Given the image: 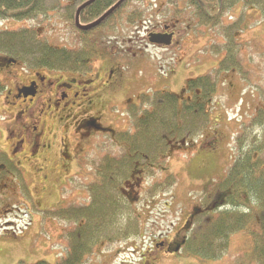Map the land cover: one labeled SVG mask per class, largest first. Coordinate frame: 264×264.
I'll return each mask as SVG.
<instances>
[{
    "label": "trees",
    "instance_id": "obj_1",
    "mask_svg": "<svg viewBox=\"0 0 264 264\" xmlns=\"http://www.w3.org/2000/svg\"><path fill=\"white\" fill-rule=\"evenodd\" d=\"M86 1L0 0V19H23L38 12H53L73 24L76 9ZM117 1H93L80 11V21H94ZM207 1L161 0L155 16L178 17L192 30L207 29L224 37L222 46L214 43L210 48L217 52L223 47L225 55L211 72L188 80L187 89L192 96L180 110L177 96L165 89L141 93L137 102L127 104L129 128L112 135L115 150L107 146L106 151H97L86 162L83 182L87 201L71 210L48 211L49 215L72 224L66 231V252L54 264H83L100 243L108 245L139 234L142 216L137 204L132 202L135 199L126 191L127 182L143 173L149 178V184L143 188L145 199H155L158 194L168 192L177 182L176 176L167 172L169 151L174 143L190 140L208 126L219 74L236 69L246 83L253 81L251 67L244 55H240L242 43L235 38L240 24L227 26L222 20L225 11L239 0H221L219 12L213 15L203 7ZM213 1L216 0H210V4ZM242 1L245 5L264 8V0ZM149 4L150 0H125L99 26L85 31L75 29L79 44L74 48L50 44L38 36L34 27L0 30V55L19 61L27 69L85 74L96 59L107 55L103 43L105 32L149 14ZM259 82L256 81L257 88L262 87ZM4 87L0 81V92ZM239 124L233 138L232 163L221 179L203 191L204 207L192 221L185 248L202 259L217 260L227 251L231 235L241 233L250 243L246 264H264V99ZM19 170L0 151V184L10 173L20 178Z\"/></svg>",
    "mask_w": 264,
    "mask_h": 264
},
{
    "label": "rangeland",
    "instance_id": "obj_2",
    "mask_svg": "<svg viewBox=\"0 0 264 264\" xmlns=\"http://www.w3.org/2000/svg\"><path fill=\"white\" fill-rule=\"evenodd\" d=\"M228 14L235 16V19H239L240 16L242 18V29L237 31L236 36L243 42L240 55H244L247 65L251 67L252 85L246 83L235 71H225L218 76V91L228 92L224 97L217 93L213 110H217L215 105L217 101L221 102L223 108L217 112L212 110L211 126L206 128L203 136L198 135L184 141L185 146H179L178 141L174 143L177 147L169 151L167 171L176 176V185L170 192L160 194L158 198L150 201L152 199H145L143 190L138 189H143L149 184V178L143 173L140 176H133L134 179L130 181V193L133 194L132 186L138 189V195L133 196L142 199L140 201L146 212L140 233L108 245L99 244L84 264H122L124 258L137 264V257L142 251L143 244L149 243L150 239L164 233L171 226L176 230L187 217L191 206L201 205L202 191L212 182L221 179L232 163L233 138L240 125L236 122L246 120L251 111L254 112L264 99V9L244 6L238 1ZM50 17L53 18L44 19L43 27V23L37 27L38 33L45 36L52 45L74 47L77 41L71 26L62 23L57 16ZM38 18L43 19L42 16ZM226 18L227 13L223 15V19ZM161 21L160 18L153 15L149 17L147 14L132 24L116 26L114 31L105 32L103 35L106 50L111 55L110 58L115 53L113 64L121 72L114 73L113 79L115 89L112 104L117 106L103 109L100 105L96 108L98 112L96 114L104 116V127L107 130L102 132L93 130L88 135V129L81 128L78 132L75 125L70 127L73 124L71 123L67 125L65 132L72 129L73 139L63 135L62 144L53 146L47 156L49 170L46 167L45 177L28 169L29 174L22 173L23 186L12 174L3 182L4 186L2 185L0 191V264H35L38 261L54 264L65 254L67 239L61 235V228L66 222L62 217L57 219L48 215L46 211L60 208L68 202L78 204L84 199L85 183L79 175L73 176L72 180V175L76 171L84 169V165L81 168L79 165L82 160L81 148L74 140L80 141L82 143L80 145L86 147L89 139L91 144L95 140L93 142L95 144L100 136H106L111 146L112 142L115 144L113 132L125 130L130 124L125 114V101L129 98L128 101L137 102L141 92L168 90L177 96L180 110L184 101L190 99L192 95L187 89L188 80L211 72L225 55V49L217 52L210 50V44L219 39V36L209 30L204 33L190 31L184 34L178 31V27H172L176 31L177 39L180 38L178 44L168 49L155 48L148 42L147 35L156 29ZM31 24L33 23L27 19L11 18L0 22V30L27 27ZM95 65L98 66L99 62L96 61ZM1 67L0 64V80L9 88L12 84L7 73L9 66ZM12 67L16 70L22 68L18 64ZM22 70L29 74L27 69ZM258 80L262 87L257 88ZM127 82H131L130 87H127ZM3 96L4 93L1 92L0 151H6L4 147L8 136L6 128L8 117L3 109ZM86 113L91 114L88 110ZM64 128L65 126H59L58 132H63ZM57 141L59 142V137ZM91 158L92 153L87 155L86 162ZM19 167L23 170L22 164H19ZM82 188L84 192L81 191ZM166 202L170 203L168 207ZM138 207L139 210L141 206ZM180 215L182 221L179 220ZM8 222L17 223V228H21L23 232L10 229ZM248 240L243 234L234 233L231 235L228 252L221 259L202 263L246 264L250 250ZM131 246L135 248V253L130 252Z\"/></svg>",
    "mask_w": 264,
    "mask_h": 264
},
{
    "label": "flooded vegetation",
    "instance_id": "obj_3",
    "mask_svg": "<svg viewBox=\"0 0 264 264\" xmlns=\"http://www.w3.org/2000/svg\"><path fill=\"white\" fill-rule=\"evenodd\" d=\"M172 20L178 22L174 18ZM161 24L152 31L172 32L173 39L175 33L172 24H168L169 27ZM6 66H9L7 73L12 80L11 86L3 92V109L8 117L6 155L16 167L23 165L22 173L29 174V169L45 177L46 167L49 170L47 156L53 146L62 144L63 135L73 139L72 129L65 132L67 125L73 123L70 127L75 125L78 132L81 128L88 129V135L93 130L104 128L97 124L99 120L105 121L104 116L99 119L96 108L101 105L104 109L113 103L114 73L120 71L108 58L100 61L98 66L94 65L85 75L45 70H28V74L22 68L14 69L12 66L15 65ZM127 83V87H130L131 82ZM87 110L91 112L90 115H87ZM59 126H65L63 132H58ZM183 231L182 225L174 234L152 239L151 247L138 257V264H192L196 258L183 250ZM194 263L199 264L198 261Z\"/></svg>",
    "mask_w": 264,
    "mask_h": 264
},
{
    "label": "water",
    "instance_id": "obj_4",
    "mask_svg": "<svg viewBox=\"0 0 264 264\" xmlns=\"http://www.w3.org/2000/svg\"><path fill=\"white\" fill-rule=\"evenodd\" d=\"M93 1L95 0H88L86 1L85 3H83L76 11V16H75V22H76V25L79 29H82V30H87V29H90L92 27H95L97 26L98 24H100L107 16H109L124 0H119L116 4H114L110 9H108L103 15H101L97 20H95L94 22L90 23V24H87V25H80L79 24V20H78V16H79V13L80 11L87 5L91 4ZM160 35L158 34H151L150 35V41L152 43H165V44H169L168 42V39H163V40H160L159 39ZM4 62L6 63H10V62H14L13 60L11 59H3Z\"/></svg>",
    "mask_w": 264,
    "mask_h": 264
}]
</instances>
